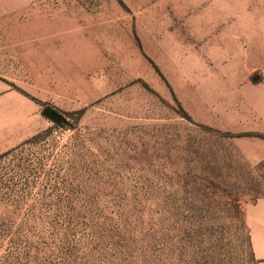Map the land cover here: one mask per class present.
<instances>
[{
	"label": "rangeland",
	"instance_id": "374dc122",
	"mask_svg": "<svg viewBox=\"0 0 264 264\" xmlns=\"http://www.w3.org/2000/svg\"><path fill=\"white\" fill-rule=\"evenodd\" d=\"M123 1L0 0V156L54 127L1 161V196L37 218L48 264H256L264 140L168 105L263 132L264 0ZM46 107L87 112L73 130Z\"/></svg>",
	"mask_w": 264,
	"mask_h": 264
},
{
	"label": "trees",
	"instance_id": "16d2710c",
	"mask_svg": "<svg viewBox=\"0 0 264 264\" xmlns=\"http://www.w3.org/2000/svg\"><path fill=\"white\" fill-rule=\"evenodd\" d=\"M116 1L127 12L131 13L130 8L123 0H116ZM138 44L141 46L139 41ZM147 58L151 62L155 70L163 77V74L159 66L156 63H154L149 57ZM143 84L145 87H148L146 83ZM16 90L19 93L23 94L24 96L30 98L32 101L36 102L37 104L43 105V103L40 100L31 97L21 89H16ZM172 93H173L175 105H168V106L173 108L182 118L203 128L204 130L209 132H215L224 137L231 139L259 138L264 140V133L261 132L249 131V132L233 133L229 131H220L210 126L198 124L193 119V117L187 112V110L183 107L182 103L174 94L173 89H172ZM86 112L87 109L84 108L74 112H65L63 114L64 116L72 120L71 129L76 130L82 118L86 114ZM55 128H59V127L55 126ZM53 129L54 127H49L41 132H38L30 139L25 140L19 146L14 147L11 150L7 151L6 153L2 154L0 156V163L5 158H8L12 154H15L16 152L25 148L26 146L38 145L42 143L51 134ZM1 175L2 173L0 172V176ZM2 184L3 182L2 179L0 178V264H48L46 257L47 253L46 254L43 253V246H42L46 238L43 235H41V232L37 229L35 225V220L37 218L33 214H28L24 216L20 212L11 211L12 208H15L17 206L18 201L12 198H6L4 196H1V191L3 190ZM258 199H256V201ZM244 218H245V211H244ZM250 244H251V240H250Z\"/></svg>",
	"mask_w": 264,
	"mask_h": 264
},
{
	"label": "crops",
	"instance_id": "0c3cea01",
	"mask_svg": "<svg viewBox=\"0 0 264 264\" xmlns=\"http://www.w3.org/2000/svg\"><path fill=\"white\" fill-rule=\"evenodd\" d=\"M255 88L257 91L255 97L256 114L264 126V83L257 84ZM0 90H2L0 92H6V86L3 85ZM262 131L261 133H264V130ZM244 220L250 234L256 264H264V197L246 206Z\"/></svg>",
	"mask_w": 264,
	"mask_h": 264
},
{
	"label": "water",
	"instance_id": "95a60500",
	"mask_svg": "<svg viewBox=\"0 0 264 264\" xmlns=\"http://www.w3.org/2000/svg\"><path fill=\"white\" fill-rule=\"evenodd\" d=\"M254 81H258V77H255ZM43 115L58 125H69L64 115L52 107H46Z\"/></svg>",
	"mask_w": 264,
	"mask_h": 264
}]
</instances>
